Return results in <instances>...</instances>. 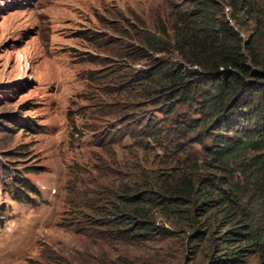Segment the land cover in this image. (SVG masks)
I'll return each instance as SVG.
<instances>
[{
  "label": "rangeland",
  "instance_id": "obj_1",
  "mask_svg": "<svg viewBox=\"0 0 264 264\" xmlns=\"http://www.w3.org/2000/svg\"><path fill=\"white\" fill-rule=\"evenodd\" d=\"M167 1L0 0V264H226L196 252L182 228L124 240L100 237L83 220L81 201L99 179L94 164L107 178L123 175L127 162L175 164L179 119L196 115L193 104L168 107L148 97L137 79L120 83V71L148 61L112 53L130 47L125 19L167 29ZM148 120L161 127L159 136L140 141ZM128 127L138 141L123 135ZM181 146L182 165L203 159L201 144ZM237 167L229 164L228 178ZM232 264L264 262L248 254Z\"/></svg>",
  "mask_w": 264,
  "mask_h": 264
},
{
  "label": "trees",
  "instance_id": "obj_2",
  "mask_svg": "<svg viewBox=\"0 0 264 264\" xmlns=\"http://www.w3.org/2000/svg\"><path fill=\"white\" fill-rule=\"evenodd\" d=\"M166 5L167 29L142 18L135 27L125 19L122 32L130 47L113 55L148 63L120 71V83L137 79L148 97L168 107L193 104L196 115L179 119L175 164L148 169L127 162L123 175L110 178L105 167L94 164L99 179L81 201L83 220L100 237L124 240L182 228L190 246L205 249L214 263L232 264L248 254L264 262V0H168ZM149 121L138 132L140 141L159 136L161 127ZM130 129L123 135L138 141ZM183 142L201 144L203 159L182 165L177 152H184ZM231 162L238 164L234 178L227 177ZM21 188L32 190L27 183Z\"/></svg>",
  "mask_w": 264,
  "mask_h": 264
}]
</instances>
